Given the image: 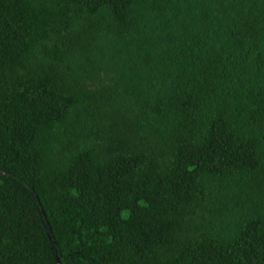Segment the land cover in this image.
I'll use <instances>...</instances> for the list:
<instances>
[{"label":"trees","instance_id":"16d2710c","mask_svg":"<svg viewBox=\"0 0 264 264\" xmlns=\"http://www.w3.org/2000/svg\"><path fill=\"white\" fill-rule=\"evenodd\" d=\"M0 169L61 264H264V0H0Z\"/></svg>","mask_w":264,"mask_h":264},{"label":"water","instance_id":"95a60500","mask_svg":"<svg viewBox=\"0 0 264 264\" xmlns=\"http://www.w3.org/2000/svg\"><path fill=\"white\" fill-rule=\"evenodd\" d=\"M0 173L2 174H6L10 177H13L14 179H16L17 181H19L23 186H25L27 188V190L30 192L32 198L34 199V202L36 204V207L38 209V212H39V215L41 217V220H42V223H43V226L45 228V231H46V234H47V237L48 239L50 240V242L52 243V245L54 246L55 250H56V264H61L62 262V256L60 254V252L58 251V246L55 242V239L53 237V234H52V230L48 224V221L46 219V216L42 210V207L40 205V202H39V199L36 195V193L34 192L33 188L28 185L26 182H24L22 179H20L19 177L15 176L14 174L10 173V172H7V171H4V170H1L0 169Z\"/></svg>","mask_w":264,"mask_h":264}]
</instances>
